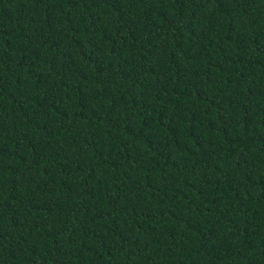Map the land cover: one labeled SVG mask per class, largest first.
<instances>
[{"label": "trees", "instance_id": "1", "mask_svg": "<svg viewBox=\"0 0 264 264\" xmlns=\"http://www.w3.org/2000/svg\"><path fill=\"white\" fill-rule=\"evenodd\" d=\"M0 264H264V0H0Z\"/></svg>", "mask_w": 264, "mask_h": 264}]
</instances>
